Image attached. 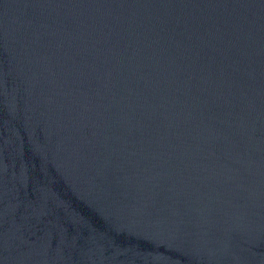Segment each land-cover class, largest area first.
Masks as SVG:
<instances>
[{
	"label": "water",
	"instance_id": "water-1",
	"mask_svg": "<svg viewBox=\"0 0 264 264\" xmlns=\"http://www.w3.org/2000/svg\"><path fill=\"white\" fill-rule=\"evenodd\" d=\"M0 264H264V0H0Z\"/></svg>",
	"mask_w": 264,
	"mask_h": 264
}]
</instances>
